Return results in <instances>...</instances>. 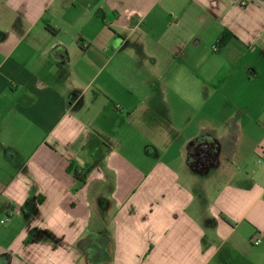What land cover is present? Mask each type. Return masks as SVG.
Listing matches in <instances>:
<instances>
[{
    "label": "crops",
    "instance_id": "0c3cea01",
    "mask_svg": "<svg viewBox=\"0 0 264 264\" xmlns=\"http://www.w3.org/2000/svg\"><path fill=\"white\" fill-rule=\"evenodd\" d=\"M0 264H264V0H0Z\"/></svg>",
    "mask_w": 264,
    "mask_h": 264
},
{
    "label": "trees",
    "instance_id": "16d2710c",
    "mask_svg": "<svg viewBox=\"0 0 264 264\" xmlns=\"http://www.w3.org/2000/svg\"><path fill=\"white\" fill-rule=\"evenodd\" d=\"M50 30L53 31L51 27H50ZM230 37H231V34L228 31H225L223 35L221 36V38L218 40V44H217L218 47L223 48L228 43V40ZM92 169L93 168H91L87 173L89 174ZM86 175H81L78 172H75V177L82 183L85 182Z\"/></svg>",
    "mask_w": 264,
    "mask_h": 264
},
{
    "label": "built area",
    "instance_id": "2783aa9c",
    "mask_svg": "<svg viewBox=\"0 0 264 264\" xmlns=\"http://www.w3.org/2000/svg\"><path fill=\"white\" fill-rule=\"evenodd\" d=\"M242 6H246L247 3L246 2H242L241 4ZM262 240V235H259L254 241H253V245L258 246L261 243Z\"/></svg>",
    "mask_w": 264,
    "mask_h": 264
}]
</instances>
